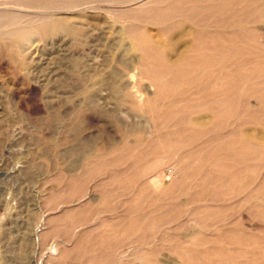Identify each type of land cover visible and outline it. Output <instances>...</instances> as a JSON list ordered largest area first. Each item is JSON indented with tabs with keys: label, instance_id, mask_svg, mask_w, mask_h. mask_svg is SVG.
<instances>
[{
	"label": "rangeland",
	"instance_id": "374dc122",
	"mask_svg": "<svg viewBox=\"0 0 264 264\" xmlns=\"http://www.w3.org/2000/svg\"><path fill=\"white\" fill-rule=\"evenodd\" d=\"M92 1L0 37V264H264V0H216L225 116L222 49L176 64V0Z\"/></svg>",
	"mask_w": 264,
	"mask_h": 264
},
{
	"label": "bare ground",
	"instance_id": "6f19581e",
	"mask_svg": "<svg viewBox=\"0 0 264 264\" xmlns=\"http://www.w3.org/2000/svg\"><path fill=\"white\" fill-rule=\"evenodd\" d=\"M80 2L82 0H25V2H20L19 3V0H14L13 3L16 5L14 7H10L7 8V7H0V37L2 38H9L10 36L14 37L12 43H11V46L12 47H15L17 49L21 48L23 46V40L24 39H32L34 38L35 36H38L40 34H43L46 30V27L42 26V27H34L31 25V22L29 21L30 19L28 17H34L36 16L38 19H41L43 21H46L48 20L52 13L56 11V14H57V10L59 9H69L70 7H75L76 6V2ZM92 1V0H90ZM120 2H126V1H130V0H119ZM156 1V0H155ZM158 1V0H157ZM162 1V0H161ZM159 0V2H161ZM93 2V1H92ZM142 2V1H141ZM140 2V3H141ZM152 2V0H151ZM163 2V1H162ZM3 2H0V5L2 4ZM148 3V2H147ZM4 4V3H3ZM25 5L29 8H32L33 11H38L39 13H37V15H31L30 13H24V14H21L19 13V6L20 5ZM88 4V3H87ZM90 4V3H89ZM88 4V5H89ZM94 4V2H93ZM137 4V2H136ZM94 6H97L94 4ZM92 6V7H94ZM260 11H262L263 13L261 14V16H264V4L260 5ZM166 7V6H165ZM225 5L223 2H220V1H216V0H176V2L172 3V4H169L168 8L166 7V10L167 12L164 13L163 15L166 16V18L168 19H172L170 18L173 14L174 11H176L177 13L180 14V16H184L186 19H188L189 21H191V29L192 30V37L196 38V40H194L193 42H190V44L187 45L188 49L181 55V57L178 59V61H176L178 65H184V64H191L193 62V59L194 61H196V59H198L196 56V52L198 51L199 48L201 47H212L215 48V47H220L222 50V53H224L222 55V59H221V65H220V70H221V75L220 77L222 78L221 81H220V87L216 88V89H213L212 91V95H214L216 97V99H218L216 96L219 95L220 96V100H221V106L218 108L220 110V113L223 114V116H225L226 112V108L225 106L226 105V101H227V71H226V67H228L227 65V54H226V50H224L225 48H227V44L225 41H223L222 39L223 38H226L228 37V34L227 32H224V30L219 34L221 37H223L222 39H220V41H217V38L219 36H217L214 32L211 31L210 27L212 25V19L211 17L212 16H220L221 18H219V20H221V22L219 24H221V26H226L225 25V21L224 19L227 18V13L224 8ZM83 8V7H82ZM164 8V7H163ZM24 9V8H23ZM72 9V8H71ZM70 9V10H71ZM76 9H78L76 7ZM75 9V10H76ZM139 9V8H138ZM151 9V8H150ZM153 9V8H152ZM156 8H154L155 10ZM160 9V8H159ZM241 9V8H240ZM29 11V9H26ZM25 10V11H26ZM147 11L149 10V8L146 9ZM164 10V9H163ZM245 10V9H244ZM31 11V10H30ZM153 11V10H151ZM159 11V10H158ZM242 11V10H241ZM21 12V11H20ZM32 12V11H31ZM35 12V13H36ZM62 12V11H61ZM64 12V11H63ZM144 12V11H143ZM142 12V13H143ZM150 12V11H149ZM161 12V15H162V11ZM33 13V12H32ZM145 13V12H144ZM236 13V12H235ZM141 15V13H139ZM156 14V13H155ZM159 14V13H158ZM246 14V13H245ZM248 14V13H247ZM171 15V16H170ZM229 15V14H228ZM54 16H55V13H54ZM143 16V14H142ZM141 16V18H142ZM163 16V17H164ZM179 16V15H178ZM19 17H22L23 20ZM24 17H26L24 19ZM140 17V16H139ZM177 17V16H174V18ZM144 18V17H143ZM152 19V17H149ZM157 18V17H155ZM164 20V18H162ZM167 19L165 20L167 22ZM52 20V19H51ZM261 20V19H260ZM158 21L160 23H162L161 21V18L158 19ZM215 21V20H214ZM213 21V22H214ZM158 22V23H159ZM180 22V21H179ZM179 22L175 25H178ZM219 22V21H218ZM62 23V22H61ZM249 23V22H248ZM156 24V22H155ZM170 26V25H169ZM173 27V24L171 25ZM170 26V27H171ZM213 26V25H212ZM220 26V25H219ZM6 27H12V29H7ZM53 27V26H52ZM169 27V28H170ZM214 27V26H213ZM216 27V26H215ZM55 28V27H54ZM167 28V27H166ZM174 28V27H173ZM176 28V26H175ZM163 29V28H162ZM171 29V28H170ZM55 30V29H53ZM166 31H168L166 29ZM218 31V30H217ZM218 33V32H217ZM142 34V33H141ZM41 36V35H40ZM143 36V35H142ZM259 36V35H258ZM139 37V36H137ZM141 37V36H140ZM220 37V38H221ZM151 38V36H150ZM149 37H146L144 36L143 37V41L142 42H138L136 43V46L139 47V48H142L144 49L145 47H155L154 49L157 50V47H156V42L155 44L152 43L151 39ZM202 39H207V40H204L202 41ZM137 40V39H136ZM158 44H161L160 42ZM161 47V45H160ZM150 48V49H151ZM205 49V48H204ZM159 50V48H158ZM203 50V49H201ZM218 50V49H217ZM147 51V49H146ZM145 51V52H146ZM162 51V49H161ZM220 51V49H219ZM151 52H152V49H151ZM154 52V51H153ZM152 52V53H153ZM213 53L215 52L212 51ZM149 53V52H148ZM155 53V52H154ZM157 53V52H156ZM198 53H200V51H198ZM206 53V52H205ZM147 54V53H145ZM162 53H160L161 55ZM219 54V53H218ZM221 54V52H220ZM143 55V54H142ZM153 55V54H152ZM157 55H159L157 53ZM202 55V54H201ZM146 56V55H144ZM156 56V54H155ZM157 57V56H156ZM154 57V58H156ZM161 57V56H160ZM166 57V56H165ZM230 57V56H229ZM264 57V56H263ZM148 61V58L147 56L145 57ZM153 58V56H152ZM202 58H204L202 56ZM214 58V57H213ZM143 59V58H142ZM150 59V58H149ZM165 59V58H164ZM163 59V60H164ZM156 60V59H155ZM162 61V59H160ZM201 60V59H200ZM199 60V61H200ZM229 60V59H228ZM172 60H170L171 62ZM198 61V62H199ZM219 61V60H217ZM216 61V63H217ZM145 62V61H144ZM155 62V61H153ZM146 63V62H145ZM149 63V62H148ZM209 63V62H208ZM211 63V61H210ZM159 64V63H158ZM164 63H162L163 65ZM204 64V63H203ZM173 65V64H172ZM177 65V66H178ZM180 68V66H178ZM207 67V65H206ZM210 67V66H209ZM178 68V69H179ZM229 68V67H228ZM227 68V69H228ZM188 69V67H187ZM211 69V68H210ZM209 70V69H208ZM212 70V69H211ZM188 71V70H187ZM210 71V70H209ZM213 71V70H212ZM219 71V70H218ZM204 72V71H203ZM232 72V71H231ZM220 74V73H219ZM233 74V73H232ZM175 75V74H174ZM206 75V74H205ZM214 75V74H213ZM208 76V74H207ZM175 78V77H174ZM208 78V77H207ZM214 78V77H213ZM218 79V77H216ZM200 79V78H199ZM205 79V78H204ZM212 79V78H210ZM207 80V79H205ZM209 81V79H208ZM218 81V80H217ZM213 82V81H212ZM204 83V82H203ZM207 83V82H206ZM218 83V82H217ZM203 85V84H202ZM237 85V84H236ZM204 86V85H203ZM208 86V85H207ZM209 87V86H208ZM203 89V87H201ZM229 89V87H228ZM204 90V89H203ZM249 91V90H247ZM253 91V90H252ZM208 92V91H207ZM135 94V93H133ZM211 95V96H212ZM229 95V94H228ZM213 96V98H215ZM231 96V95H230ZM239 98V97H238ZM218 99V100H219ZM219 100V101H220ZM215 101V100H214ZM213 101V102H214ZM139 105V104H138ZM208 108V107H207ZM208 110V109H207ZM206 111V110H205ZM219 113V114H220ZM228 113V112H227ZM228 115V114H227ZM228 119V118H227ZM221 121V119L219 120ZM201 124L203 122H200ZM208 123V121H207ZM206 123V124H207ZM211 123V122H209ZM213 124V123H212ZM226 122L223 121L221 126L219 128H223L225 129L226 128ZM205 125V124H204ZM211 126V125H210ZM217 126V125H216ZM198 127V126H197ZM206 127V126H204ZM215 127V125H214ZM241 127V126H240ZM202 128V127H201ZM209 128V127H207ZM212 128V127H211ZM209 130V129H208ZM213 130V129H212ZM200 135V134H199ZM209 136V135H208ZM219 136V135H218ZM228 135L226 133H222L221 135V138H223L225 140V138H227ZM217 138V137H215ZM219 138V137H218ZM264 139V138H263ZM246 141V140H245ZM250 144H252L253 147H256L259 145V143L255 142L254 140H249ZM248 145V144H247ZM261 145L262 147L264 148V141L261 142ZM214 147V146H213ZM214 149V148H213ZM226 152V151H225ZM228 152V151H227ZM208 155V154H207ZM227 155V154H226ZM158 156V155H156ZM229 161V160H228ZM160 184V183H159ZM154 186V185H153ZM157 186V185H156ZM155 187V186H154ZM240 189V188H239ZM259 191V190H258ZM231 198V197H230ZM214 212V211H213Z\"/></svg>",
	"mask_w": 264,
	"mask_h": 264
}]
</instances>
